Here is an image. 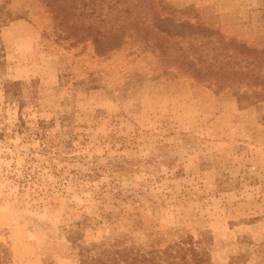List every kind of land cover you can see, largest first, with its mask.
<instances>
[{
    "label": "rangeland",
    "instance_id": "obj_1",
    "mask_svg": "<svg viewBox=\"0 0 264 264\" xmlns=\"http://www.w3.org/2000/svg\"><path fill=\"white\" fill-rule=\"evenodd\" d=\"M165 1L190 9L172 38L126 30L100 56L74 41L91 19L80 4L63 22L45 0H0V264H80V246L193 264L190 245L206 264H264V102L240 108L154 48L185 20L264 48V0ZM5 81L21 84L25 127L46 125L47 153L24 142Z\"/></svg>",
    "mask_w": 264,
    "mask_h": 264
},
{
    "label": "trees",
    "instance_id": "obj_2",
    "mask_svg": "<svg viewBox=\"0 0 264 264\" xmlns=\"http://www.w3.org/2000/svg\"><path fill=\"white\" fill-rule=\"evenodd\" d=\"M45 1L46 6L54 12L55 18L62 15L63 22L69 21L70 16L65 7L67 1H71L75 8L80 4L83 8L82 15H78L86 14L85 18L90 16L91 19L87 26L81 21L82 19L79 20L80 26L71 25L73 30L79 31L75 34L74 41L82 43L90 40L100 56L120 48L124 43L126 30L151 37L150 27H154L159 35H169V38H172L178 15H187L190 11V9L176 11L165 0H62L63 4L61 0ZM103 5L106 6V11L102 10ZM86 8L91 11H86ZM96 8L101 10L96 13ZM113 11L118 14L114 18L117 22L115 26L111 23ZM10 18L9 12L0 6V25ZM97 21L100 24L110 25L108 33L95 26ZM177 34L180 38L179 42L169 41L165 36L157 38V35H154L157 39L154 42L155 50L166 58L175 59L174 62L186 74L199 82L208 83L215 87L216 91L230 89L240 108L264 102V48L250 47L235 39H226L218 30L188 20L180 24ZM4 64L0 38V69ZM2 92L7 99L19 100L20 121L24 126V131H20V134L24 142L29 144L37 141L46 152L48 140L46 125L39 122L36 130L30 131L25 127L21 117L23 103L20 101L22 97L20 82H3ZM47 161H50V157ZM179 251L189 256L193 264H206V259L201 257L193 245L188 248L179 246ZM78 252L81 257L80 264H157V261L163 259L159 255L147 258L126 247L113 249L103 246L96 254H92L80 246ZM167 254L172 256V253ZM3 256L1 255V260H4Z\"/></svg>",
    "mask_w": 264,
    "mask_h": 264
}]
</instances>
